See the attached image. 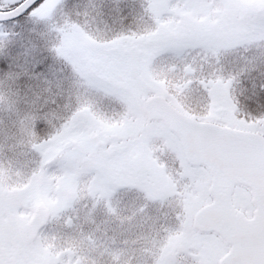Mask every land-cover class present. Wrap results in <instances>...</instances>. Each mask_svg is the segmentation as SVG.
<instances>
[{
  "label": "rangeland",
  "instance_id": "rangeland-1",
  "mask_svg": "<svg viewBox=\"0 0 264 264\" xmlns=\"http://www.w3.org/2000/svg\"><path fill=\"white\" fill-rule=\"evenodd\" d=\"M119 1L84 0L91 20L81 21L67 0H44L25 19L29 52L35 46L52 64L48 92L65 77L73 103L63 134L52 127L39 143L35 122L58 109L36 112L37 89L29 104L14 77L0 76V264H214L225 251L191 224L209 200L208 174L186 165L164 126L146 127L141 100L153 93L182 109L198 103L195 114L247 128L231 119L228 100L264 65V39L250 30L259 19L244 7L262 0H139L129 9L136 28L125 33L111 28V11L102 15ZM18 25H0V47L1 31ZM135 152L148 164L143 175L121 170ZM234 198L241 209L249 204L243 189ZM40 200L49 221L30 242L25 224Z\"/></svg>",
  "mask_w": 264,
  "mask_h": 264
},
{
  "label": "water",
  "instance_id": "water-1",
  "mask_svg": "<svg viewBox=\"0 0 264 264\" xmlns=\"http://www.w3.org/2000/svg\"><path fill=\"white\" fill-rule=\"evenodd\" d=\"M37 1L22 0L0 9V22L19 17ZM142 113L149 120L162 122L177 136L189 165L203 166L211 175L207 189L211 200L195 211L192 225L197 232L212 233L228 246L217 264H264V137L258 132L194 119L161 95L145 98ZM131 168L134 174L147 170L140 154L131 158ZM235 186L248 190L254 206L251 217L232 203ZM48 216L46 205L39 202L26 223L30 240L35 239Z\"/></svg>",
  "mask_w": 264,
  "mask_h": 264
},
{
  "label": "trees",
  "instance_id": "trees-1",
  "mask_svg": "<svg viewBox=\"0 0 264 264\" xmlns=\"http://www.w3.org/2000/svg\"><path fill=\"white\" fill-rule=\"evenodd\" d=\"M42 1L43 0L39 1L34 7ZM138 1L139 0H120L117 8L110 7L112 2H108L104 9L105 12L102 13V15H106L107 12L111 11V15L109 16L110 19L107 20L111 25V28L113 30L116 29L115 31L122 29L125 33L126 31H130V29L136 28L134 21L131 20V17L129 16V9L134 6L136 7ZM15 4V2L3 1L0 3V8L11 7ZM66 4H69L72 14L75 15L78 20L82 21V19H89L87 18V15L84 16L83 14L85 8L84 0H67ZM244 7H246L248 10L247 13H249L250 16H255L259 19L258 24L254 23L255 26H250L251 34H254L253 38L264 39V0L257 4L245 5ZM91 14H93V12L90 13V17ZM31 15L32 12L27 10L15 20L0 23V25L8 26L14 23L19 24L17 27L14 26L13 29H4L1 31L7 35V37L4 36L7 41L2 45L4 46L6 44L5 48L0 47V76H7L8 74L7 77H14L12 78V81L15 85H12L24 90L25 93L27 92L26 98L29 100V104L30 100L34 98L37 89V94L40 98H35V104L31 106H33L36 112H48L50 109L63 107L64 96L61 94L56 95L55 92L53 93V90H49V92L52 93V95H49V86H45L46 83L48 84V78L50 76L46 72V66L49 65V57H42L40 52H38L40 56H38V54L36 56L37 52L35 51L37 48L35 46H32L35 51L31 50L29 52L28 48L30 45L28 43L33 30L32 26L25 23V19ZM12 34L19 35L20 38L15 40V36ZM112 37L114 38L115 34H113ZM30 42H32V38L30 39ZM57 85L59 88V83H57ZM232 95L233 96L228 100L231 119L237 121L238 124H246L249 129L259 130L264 133V65L257 68L255 71H252L251 75L247 78L245 77L243 83L237 87V90L233 91ZM57 111L60 110L58 109ZM225 118L224 120L226 121ZM53 125L54 123H51V126ZM49 128L50 124L45 120L35 124L34 130L39 134V143L43 142V138H46ZM49 154L50 153L48 152L46 155L49 156ZM6 234L8 235L9 241H12V245L19 244L17 240L12 238L9 231ZM23 236L27 239L25 232ZM12 245L10 244V246ZM1 250L4 252L3 249ZM9 255L11 254L9 253ZM32 256H34L33 253Z\"/></svg>",
  "mask_w": 264,
  "mask_h": 264
},
{
  "label": "flooded vegetation",
  "instance_id": "flooded-vegetation-1",
  "mask_svg": "<svg viewBox=\"0 0 264 264\" xmlns=\"http://www.w3.org/2000/svg\"><path fill=\"white\" fill-rule=\"evenodd\" d=\"M107 82H109V79L107 80ZM144 123H145V125H146V127H148V126H150V125H157V124H154L153 122H145L144 120H142ZM133 154H131V155H129L128 157H127V161H128V163L126 164V167H121V170L124 172V173H126V172H130V158H131V156H132ZM101 164V166H103V167H106L107 166V163L106 162H101L100 163ZM113 164V163H112ZM115 164V163H114ZM110 167V166H109ZM252 211H253V208H252V206L250 205V204H248V206L246 207L245 206V208H244V212H245V214L247 215V216H250L251 215V213H252Z\"/></svg>",
  "mask_w": 264,
  "mask_h": 264
}]
</instances>
